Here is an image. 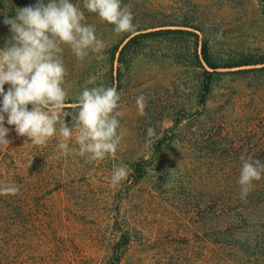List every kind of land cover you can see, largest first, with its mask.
<instances>
[{
	"label": "rangeland",
	"instance_id": "1",
	"mask_svg": "<svg viewBox=\"0 0 264 264\" xmlns=\"http://www.w3.org/2000/svg\"><path fill=\"white\" fill-rule=\"evenodd\" d=\"M37 2L0 0V48L11 37L5 17ZM71 2L105 50L81 62L64 46L65 121L73 126L75 98L98 76L121 95L124 135L115 157L92 160L75 131L65 153L58 132L34 145L5 124L0 186L19 192L0 195V264H112L119 248L120 264H264V175L243 199L238 183L241 155L264 162V0H122L135 28L120 34L84 0ZM204 44L219 69L204 63ZM114 164L133 169L118 184Z\"/></svg>",
	"mask_w": 264,
	"mask_h": 264
},
{
	"label": "clouds",
	"instance_id": "2",
	"mask_svg": "<svg viewBox=\"0 0 264 264\" xmlns=\"http://www.w3.org/2000/svg\"><path fill=\"white\" fill-rule=\"evenodd\" d=\"M83 8L95 13L103 21L114 25L116 34L134 30V16L130 5L122 0H84ZM14 19L5 17L4 24L11 37L0 48V144L9 145L7 139L14 126L21 137H28L34 145H45L59 133L58 148L68 152L75 131L79 155L86 154L92 160L115 157L124 130L121 127V95L115 86L97 85L98 76H91L75 98L77 109L71 116L73 126L65 118L68 93L63 87L67 70L63 52L67 45L79 61L90 55H102L104 42L96 36V26L84 23L85 13L71 0H38L34 5L16 8ZM11 87L5 91V85ZM136 105L140 115H146V97L139 95ZM31 105V110H29ZM7 116V120H6ZM63 117V118H62ZM57 125L59 127L57 128ZM147 143L157 137L153 127H148ZM242 167L238 183L241 198L264 175V162L251 156L241 155ZM177 169V168H176ZM133 169L127 164L113 165L111 182L118 184L129 177ZM175 169L169 170L164 188L169 187ZM19 187L0 186V195H16Z\"/></svg>",
	"mask_w": 264,
	"mask_h": 264
},
{
	"label": "trees",
	"instance_id": "3",
	"mask_svg": "<svg viewBox=\"0 0 264 264\" xmlns=\"http://www.w3.org/2000/svg\"><path fill=\"white\" fill-rule=\"evenodd\" d=\"M202 59L204 61V63L207 65V67L211 70H217L219 69V67H217V65L215 64L213 58L211 57L210 53H209V48L207 46V44H204L203 48H202ZM259 63H241L239 65H236V67H242V66H251V65H256ZM205 74L207 75V78L205 80V92L206 94H208L210 92V87L211 84L213 82V76L214 73L212 72H205ZM3 98H0V101H2ZM138 172V176L135 177V181H138L141 179V170L137 169L136 170ZM4 213V211L2 209H0V232L2 231V227H3V218H2V214ZM122 248H126L129 245L130 239L128 237V234L124 231L123 235H122ZM123 257V250H121L120 248L118 250H116L113 254L112 257V264H120L121 260Z\"/></svg>",
	"mask_w": 264,
	"mask_h": 264
}]
</instances>
